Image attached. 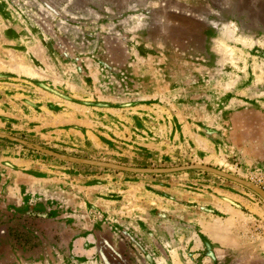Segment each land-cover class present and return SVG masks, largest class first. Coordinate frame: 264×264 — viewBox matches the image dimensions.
I'll return each instance as SVG.
<instances>
[{"label": "rangeland", "instance_id": "obj_1", "mask_svg": "<svg viewBox=\"0 0 264 264\" xmlns=\"http://www.w3.org/2000/svg\"><path fill=\"white\" fill-rule=\"evenodd\" d=\"M0 133V264H247L250 188L33 145L264 185V0H0Z\"/></svg>", "mask_w": 264, "mask_h": 264}, {"label": "water", "instance_id": "obj_2", "mask_svg": "<svg viewBox=\"0 0 264 264\" xmlns=\"http://www.w3.org/2000/svg\"><path fill=\"white\" fill-rule=\"evenodd\" d=\"M254 14H256V13H254ZM261 17H262V15L259 13L257 18L261 19ZM0 137H6L10 140H19L15 137L8 136L4 133H0ZM23 143H25V142H23ZM28 145H30V144H28ZM33 147L36 148L37 150L43 151L45 153H48L50 155L56 156V157L64 159V160L79 162V163H83V164L103 166V167H108V168H113V169H118V170L128 171V172L168 173V172H175V171H181V170H186V169L206 170V171L212 172L214 174H217V175L222 176L224 178L230 179L234 182L240 183V184L250 188L256 194H258L260 196V198L264 201V189L261 188L260 186H258L257 184L252 183L248 180L242 179V178H240L234 174H231V173L226 172L224 170H221L219 168H216V167H213L210 165H206V164L192 163V164H184V165L170 166V167H132V166H124V165H120V164H114V163L104 162V161H99V160H91V159L77 158V157H73V156H66L64 154H60L57 152L50 151L46 148H43L40 145H33Z\"/></svg>", "mask_w": 264, "mask_h": 264}, {"label": "crops", "instance_id": "obj_3", "mask_svg": "<svg viewBox=\"0 0 264 264\" xmlns=\"http://www.w3.org/2000/svg\"><path fill=\"white\" fill-rule=\"evenodd\" d=\"M27 202H28V200H24L21 198L19 201L17 200V202H16L15 197L14 198H9L8 196H6V198L0 197V215H2L4 213H6V214L12 213L16 207L20 208L22 205L25 206V204H27ZM24 212H26V210H24ZM226 246L234 248L237 245L228 244ZM257 251H254V249H249L247 251V253L249 252L247 255L240 257L242 262H245L247 264H264V252L262 250H259V252H257ZM240 258H238L237 256H233L232 260H234V259L240 260Z\"/></svg>", "mask_w": 264, "mask_h": 264}, {"label": "built area", "instance_id": "obj_4", "mask_svg": "<svg viewBox=\"0 0 264 264\" xmlns=\"http://www.w3.org/2000/svg\"><path fill=\"white\" fill-rule=\"evenodd\" d=\"M260 187L264 189V185H261Z\"/></svg>", "mask_w": 264, "mask_h": 264}, {"label": "bare ground", "instance_id": "obj_5", "mask_svg": "<svg viewBox=\"0 0 264 264\" xmlns=\"http://www.w3.org/2000/svg\"><path fill=\"white\" fill-rule=\"evenodd\" d=\"M29 72V71H28Z\"/></svg>", "mask_w": 264, "mask_h": 264}]
</instances>
